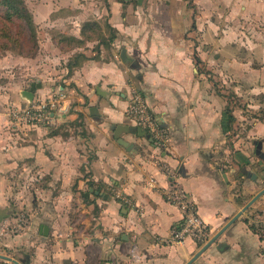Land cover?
I'll use <instances>...</instances> for the list:
<instances>
[{
  "label": "crops",
  "instance_id": "1",
  "mask_svg": "<svg viewBox=\"0 0 264 264\" xmlns=\"http://www.w3.org/2000/svg\"><path fill=\"white\" fill-rule=\"evenodd\" d=\"M107 2L87 14L109 27L95 51L70 65L35 63L17 90L0 93V255L21 264H264L251 229L264 195L231 224L264 189V0ZM33 84L28 101L21 93ZM135 92L166 148L130 118ZM53 98L62 111L49 125L10 115ZM173 180L215 238L199 256L206 244L169 241L182 224L165 198ZM21 217L22 230L8 229Z\"/></svg>",
  "mask_w": 264,
  "mask_h": 264
},
{
  "label": "rangeland",
  "instance_id": "2",
  "mask_svg": "<svg viewBox=\"0 0 264 264\" xmlns=\"http://www.w3.org/2000/svg\"><path fill=\"white\" fill-rule=\"evenodd\" d=\"M22 2L33 19L32 28L26 21L15 18L12 23H7L5 20L9 7L0 3V93L8 86L17 90L15 84L25 78L24 75L31 74L28 68L35 63L47 67L56 64L59 67L65 61L66 65H70L75 59H79L83 52L95 51L99 44L105 42L109 33L105 18L98 20L97 17L87 16L93 9L107 8V0ZM4 30L5 33L11 34L14 40L10 41L8 37L3 36ZM25 88L30 90L29 85H25ZM15 224L12 222L7 225L8 229L11 230Z\"/></svg>",
  "mask_w": 264,
  "mask_h": 264
},
{
  "label": "built area",
  "instance_id": "3",
  "mask_svg": "<svg viewBox=\"0 0 264 264\" xmlns=\"http://www.w3.org/2000/svg\"><path fill=\"white\" fill-rule=\"evenodd\" d=\"M57 98H53L46 103L31 104L25 108L12 109L10 115L17 123L23 122L28 126L49 125L52 122L53 113L62 111L61 103ZM129 116L138 127L154 136L159 147H167L168 136L157 131L155 120L148 110L146 101L139 92H135L133 95ZM165 198L167 202L176 206L182 215V224L171 232L169 241L178 244L187 239H192L199 245L207 244L209 241L208 226L198 215L197 208L188 193L180 187L176 180H173L169 186ZM26 224V219L21 217L12 228L22 230ZM257 226L260 237H264V215H259Z\"/></svg>",
  "mask_w": 264,
  "mask_h": 264
},
{
  "label": "trees",
  "instance_id": "4",
  "mask_svg": "<svg viewBox=\"0 0 264 264\" xmlns=\"http://www.w3.org/2000/svg\"><path fill=\"white\" fill-rule=\"evenodd\" d=\"M0 3L3 6L9 7L6 13L5 20L7 23H12V19L15 18L16 20L26 21L30 28L34 26L33 19L31 18V16H29V13L24 7L22 0H0ZM3 36L8 37L10 41L14 40L13 37H11V34H9L8 32L5 33V30ZM114 38L115 34L113 33L110 37V40H113ZM251 229L255 232H258L259 234V228L257 226L251 225ZM261 239L264 241V237H261Z\"/></svg>",
  "mask_w": 264,
  "mask_h": 264
},
{
  "label": "water",
  "instance_id": "5",
  "mask_svg": "<svg viewBox=\"0 0 264 264\" xmlns=\"http://www.w3.org/2000/svg\"><path fill=\"white\" fill-rule=\"evenodd\" d=\"M35 89H36V84H33L32 86H31V88H30V90L29 91H24V92H22L21 94H22V96L25 98V99H27L28 101H32L33 100V98H34V91H35ZM264 195V189L258 194V195H256L243 209H242V211L231 221V224L238 218V217H240L243 213H245L259 198H261L262 196ZM42 234L43 235H48V228L47 227H45V226H43L42 227ZM215 241V238L213 239V240H211V241H209L204 247H203V249L197 254V256H199L202 252H204L206 249H208V247L213 243ZM196 256V257H197ZM195 257V258H196ZM0 259H4V260H9V261H11L12 263H14V264H21V263H19V262H17L16 260H14V259H11V258H6V257H4V256H1L0 255ZM192 263V261L191 262H189L188 264H191Z\"/></svg>",
  "mask_w": 264,
  "mask_h": 264
}]
</instances>
